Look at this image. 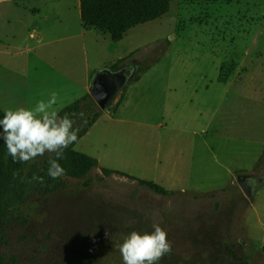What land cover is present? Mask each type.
<instances>
[{
	"label": "rangeland",
	"instance_id": "obj_1",
	"mask_svg": "<svg viewBox=\"0 0 264 264\" xmlns=\"http://www.w3.org/2000/svg\"><path fill=\"white\" fill-rule=\"evenodd\" d=\"M215 45L224 51L219 78L206 63ZM246 48L257 56L250 65ZM0 49L7 51L0 52L4 111L34 107L55 91L58 112L88 93L96 71L133 50L119 64L131 62L141 77L133 86L129 79L109 111L91 96L82 106L78 129L99 110L74 145L98 159L86 176L49 185L40 166L48 152L24 163L21 196L0 201V264H54L81 254L90 264H123L115 245L153 224L171 243L157 264H264V0H170L167 12L119 41L81 23L79 0H0ZM203 71L213 76L204 80ZM238 168L254 186L251 198L236 178L230 184Z\"/></svg>",
	"mask_w": 264,
	"mask_h": 264
},
{
	"label": "clouds",
	"instance_id": "obj_2",
	"mask_svg": "<svg viewBox=\"0 0 264 264\" xmlns=\"http://www.w3.org/2000/svg\"><path fill=\"white\" fill-rule=\"evenodd\" d=\"M58 94L49 93L47 99H40L34 107L17 106L5 110L0 119V139H3L14 162L27 163L46 152L49 156L47 174L57 179L65 174L58 162L64 158V149L78 139V128L69 114L60 116L55 109ZM76 115L75 113L72 114ZM83 117V113L79 114ZM18 173L14 172L13 175ZM33 181L44 182L42 176L33 175ZM151 232L132 230L115 245L123 264H157L171 252V243L160 224H153ZM107 235V233H106Z\"/></svg>",
	"mask_w": 264,
	"mask_h": 264
},
{
	"label": "trees",
	"instance_id": "obj_3",
	"mask_svg": "<svg viewBox=\"0 0 264 264\" xmlns=\"http://www.w3.org/2000/svg\"><path fill=\"white\" fill-rule=\"evenodd\" d=\"M169 6L170 0H79L81 22L84 25H89L102 31H108L112 40H119L124 32L135 24L159 17L168 11ZM119 61L120 59L111 63L109 68L115 69L119 67ZM90 96L91 95L87 93L77 98L61 108L58 114L63 116L67 113L75 122V120L78 119V114L82 106L84 105L87 109L89 108L90 102H88L87 99ZM4 113L5 112L0 108V119L3 118ZM73 113L76 115L73 116ZM98 115L99 110H94L91 119L86 121L85 125L79 129L77 134L78 138L90 128L93 122L98 118ZM73 127L77 128L74 125ZM75 143L76 142L64 149V158L58 162L65 169V174L63 176L83 178L93 167L98 165V159L95 156L75 149ZM49 156L54 158L55 154L49 153L43 156L41 165L39 161V165L45 169L46 173L49 167ZM102 170L105 174L115 171L128 177L135 178L141 185H145L158 193L166 194L169 192L163 185L152 180L138 178L124 171L109 167H102ZM14 172L18 174L14 176ZM27 177L26 165L21 162H14L12 157L7 154L3 139H0V201H2L5 196H21L26 185ZM55 180L56 179L51 178L48 184L51 185ZM49 189H51V187ZM90 261L91 260H89L86 254H81V256L76 259L54 264H90Z\"/></svg>",
	"mask_w": 264,
	"mask_h": 264
},
{
	"label": "water",
	"instance_id": "obj_4",
	"mask_svg": "<svg viewBox=\"0 0 264 264\" xmlns=\"http://www.w3.org/2000/svg\"><path fill=\"white\" fill-rule=\"evenodd\" d=\"M127 65L115 69L103 68L92 75L88 91L101 110H110V106L117 97L119 91L132 76L134 69H131L133 68L131 65ZM124 69L126 70L123 71ZM236 181L245 194L251 198L254 186L250 182V178L238 174L236 176Z\"/></svg>",
	"mask_w": 264,
	"mask_h": 264
},
{
	"label": "crops",
	"instance_id": "obj_5",
	"mask_svg": "<svg viewBox=\"0 0 264 264\" xmlns=\"http://www.w3.org/2000/svg\"><path fill=\"white\" fill-rule=\"evenodd\" d=\"M34 12H35V14H31L30 16H36L38 13H37V11H36V8H33L32 9ZM81 20V19H80ZM82 23V22H81ZM83 24V23H82ZM139 24V23H138ZM84 25V24H83ZM136 25V24H135ZM84 26H89V25H84ZM134 26V25H133ZM94 29H97V30H99L98 28H95V27H93ZM131 28V27H130ZM130 28H128L125 32H124V34H123V36H125V34H126V32H128V30L130 29ZM186 28V27H185ZM39 30H41V29H39ZM102 33H105V32H108V31H102V30H100ZM110 34V33H109ZM122 36V37H123ZM110 38H111V35H110ZM121 39V38H120ZM119 39V40H120ZM111 40H112V38H111ZM119 40H117V41H119ZM112 41H116V40H112ZM243 47V46H242ZM240 48V46H232V47H229V51H234L235 52V50H238ZM247 50H248V48H246V49H244L243 51V53L241 54L242 55V58H243V60L246 62V64H248V65H250V64H252L253 63V59H254V61L256 60V58H257V56L256 55H250V54H248V52H247ZM134 51H136V50H133V51H131V52H129L128 54H126L125 56L123 55V56H121V57H119V55H117L116 57H118V58H116L117 60L118 59H122V58H125V57H127L129 54L131 55V53L132 52H134ZM0 52L1 53H3V54H6L7 53V51L6 50H2V49H0ZM224 51L222 50V46L221 45H215V49L213 50V51H211L210 52V56H211V58H213L211 61H208V62H206L207 64H210L211 65V67H214L215 68V71H217L218 70V68H219V71H218V75H217V78H219L220 77V74H221V71H222V64H223V62H224V53H223ZM232 57V55H230L229 56V58H231ZM116 59L115 60H112V62L111 63H113V62H115L116 61ZM110 63V64H111ZM129 63H131V62H129ZM185 63V62H184ZM183 63V64H184ZM128 63H125V64H123V65H120L119 67H121V66H125V65H127ZM235 64V62L234 61H232L231 63H230V65H234ZM257 65L259 66V65H261V63H260V60L257 62ZM0 66H2V67H4V68H6V64L5 65H3V64H0ZM132 67H133V69L135 70V67H134V65H132ZM184 71H185V69H184ZM202 74V78L204 79V80H207L208 79V76L207 75H211V76H213L212 75V73H207V72H202L201 73ZM134 75L132 74V76L130 77V78H132ZM263 76V68H260V77H262ZM134 78L136 79V80H134V81H128L126 84V87L128 86V84L131 82V84H132V86L133 85H135V84H137L139 81H140V76L139 77H135L134 76ZM184 80L186 79V78H183ZM180 80H182V78H180ZM89 87V86H88ZM187 87V89H189L190 87L187 85L186 86ZM128 90V87H127V89H126V91ZM88 93H89V91H88ZM241 93H244V91H238V92H235V94L238 96V95H240ZM87 94V93H86ZM85 95V94H84ZM126 96H127V94L125 93V95L123 96V98H122V101H121V103L118 105V107H116L117 109H115L114 110V112L116 111V110H118L119 108H120V106L122 105V103L126 100ZM0 97H3V96H0ZM260 98H262V99H264V95H260ZM0 108L2 109L3 108V105L0 103ZM3 110V109H2ZM4 111V110H3ZM5 112V111H4ZM96 121V120H95ZM94 121V122H95ZM93 122V123H94ZM172 126H175V123H173L172 124ZM88 131V130H87ZM80 138V137H79ZM78 138V139H79ZM78 141V140H77ZM76 141V142H77ZM75 145V144H74ZM261 151H262V155L264 156V154H263V151H264V145L262 146V148H261ZM239 167V166H238ZM245 168H238V169H236L235 170V172L232 174V181H231V185H234V184H236V183H234V181H233V179L234 178H236V176L239 174V173H237V171L238 170H242V171H240V174L241 175H245L246 174V172H244L243 170H244ZM258 179L259 180H261V177H258ZM263 179H264V177H263ZM171 190V189H170Z\"/></svg>",
	"mask_w": 264,
	"mask_h": 264
},
{
	"label": "flooded vegetation",
	"instance_id": "obj_6",
	"mask_svg": "<svg viewBox=\"0 0 264 264\" xmlns=\"http://www.w3.org/2000/svg\"><path fill=\"white\" fill-rule=\"evenodd\" d=\"M129 65H131V67H132V63H128V65L127 66H129ZM132 70H133V68H131ZM126 69H124L123 71H125ZM245 176H247L248 178H249V176L248 175H245ZM257 180H259L258 178H256Z\"/></svg>",
	"mask_w": 264,
	"mask_h": 264
}]
</instances>
